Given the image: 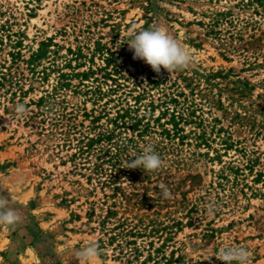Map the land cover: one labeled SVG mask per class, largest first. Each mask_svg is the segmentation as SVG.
I'll list each match as a JSON object with an SVG mask.
<instances>
[{
  "label": "rangeland",
  "instance_id": "374dc122",
  "mask_svg": "<svg viewBox=\"0 0 264 264\" xmlns=\"http://www.w3.org/2000/svg\"><path fill=\"white\" fill-rule=\"evenodd\" d=\"M154 22L194 57L170 79L128 48ZM0 185V264H264V0H0Z\"/></svg>",
  "mask_w": 264,
  "mask_h": 264
},
{
  "label": "clouds",
  "instance_id": "9594fccd",
  "mask_svg": "<svg viewBox=\"0 0 264 264\" xmlns=\"http://www.w3.org/2000/svg\"><path fill=\"white\" fill-rule=\"evenodd\" d=\"M129 50L133 53L134 60H141L149 65L157 75L161 74V69L169 73V79L178 71L187 69L194 63L191 51L182 46L174 38L168 29L155 23L148 29H143L131 35L127 42ZM15 112L18 118H23L27 114L24 104H17ZM163 166V161L151 144L143 146L142 154L126 162V168H141L145 172H154ZM160 196L165 199L171 197L170 189L161 184ZM4 188L0 185V227H15L21 222L18 210L10 206V199L3 195ZM101 249L98 243L91 241L82 245L74 251L72 257L78 260L79 264H99ZM250 257L249 251L244 247H228L221 249L217 259L222 264H248Z\"/></svg>",
  "mask_w": 264,
  "mask_h": 264
},
{
  "label": "trees",
  "instance_id": "16d2710c",
  "mask_svg": "<svg viewBox=\"0 0 264 264\" xmlns=\"http://www.w3.org/2000/svg\"><path fill=\"white\" fill-rule=\"evenodd\" d=\"M166 262H168V261H166ZM165 264H167V263H165Z\"/></svg>",
  "mask_w": 264,
  "mask_h": 264
}]
</instances>
